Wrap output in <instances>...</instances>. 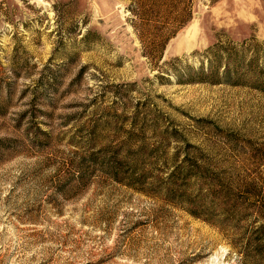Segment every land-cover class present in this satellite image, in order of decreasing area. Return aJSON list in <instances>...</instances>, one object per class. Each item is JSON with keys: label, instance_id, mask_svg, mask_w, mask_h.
<instances>
[{"label": "rangeland", "instance_id": "374dc122", "mask_svg": "<svg viewBox=\"0 0 264 264\" xmlns=\"http://www.w3.org/2000/svg\"><path fill=\"white\" fill-rule=\"evenodd\" d=\"M188 2L0 0V264H264V0Z\"/></svg>", "mask_w": 264, "mask_h": 264}, {"label": "trees", "instance_id": "16d2710c", "mask_svg": "<svg viewBox=\"0 0 264 264\" xmlns=\"http://www.w3.org/2000/svg\"><path fill=\"white\" fill-rule=\"evenodd\" d=\"M158 2L159 5L164 3L169 8L162 13V27H156L157 31L151 36V51L153 54L156 53L158 58H161L168 41L191 19V10L188 0H147L150 9L157 5ZM132 3L135 4V0H132ZM130 10L134 17L135 9L131 6ZM159 15H161L160 12Z\"/></svg>", "mask_w": 264, "mask_h": 264}]
</instances>
